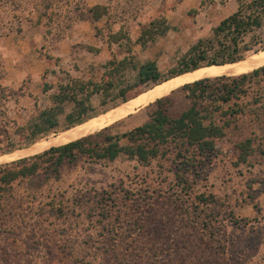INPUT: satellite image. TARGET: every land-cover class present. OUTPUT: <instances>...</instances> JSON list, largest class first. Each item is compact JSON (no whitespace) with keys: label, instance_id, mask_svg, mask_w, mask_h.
I'll return each mask as SVG.
<instances>
[{"label":"rangeland","instance_id":"obj_1","mask_svg":"<svg viewBox=\"0 0 264 264\" xmlns=\"http://www.w3.org/2000/svg\"><path fill=\"white\" fill-rule=\"evenodd\" d=\"M98 5L104 14L93 21L90 9ZM237 8L238 0H0V156L15 153L0 165L108 126L93 140L120 135L139 125L125 118L138 110L149 120L155 100L75 140L45 144L75 127L21 140L61 85L112 83L108 96H92L87 124L123 104L113 96L135 84L133 64L155 61L162 77L180 69L190 47L211 39L212 29ZM156 18L166 20L167 31L137 42L141 27ZM244 42L252 50L243 61L262 50L264 18ZM169 94V115L190 107L179 87ZM253 94L238 103L250 107ZM63 107L61 126L72 104ZM248 137L256 152L232 165L225 155L237 153ZM218 145L220 154L197 167H184L175 152L147 164L125 155L110 162L79 154L57 168L46 157L37 160V176L15 182L2 201L0 264H264V117L239 115Z\"/></svg>","mask_w":264,"mask_h":264},{"label":"trees","instance_id":"obj_2","mask_svg":"<svg viewBox=\"0 0 264 264\" xmlns=\"http://www.w3.org/2000/svg\"><path fill=\"white\" fill-rule=\"evenodd\" d=\"M90 11L93 21H98L104 14L99 5ZM263 18L264 0H238L237 10L212 29L211 39L198 40L190 47L182 57L180 69L172 68L168 75L162 77L155 61L133 64L132 68L136 71L135 84L118 89L113 99L119 98L121 103H125L169 78L203 66L242 61L245 53L252 50V47L244 42V37L261 27ZM167 29L166 20L156 18L141 27L137 42L143 45L152 42ZM118 37L119 34L113 35L112 38ZM261 49H264V45ZM124 63L125 59L117 62L116 68L123 67ZM109 64L112 65L114 62ZM148 84L153 86L142 92L141 86ZM111 87L110 81L103 85L93 81L72 80L71 84L61 85L58 93L52 97L53 105L40 111L35 121H30L26 128L27 133L21 140L33 141L43 138L49 133L69 129L92 118L94 116L92 96L95 94L108 96ZM134 87H139V90L132 92ZM179 89L186 93L191 105L176 117L169 115L168 106L171 104L170 98L167 97L169 94L150 104L153 111L150 112L147 122L120 135H105L103 141H94L93 137L103 135L108 128L106 127L94 135H87L64 145L52 147L41 154L0 165V211L2 201L6 193L11 191L13 184L18 180H31L37 176L36 161L44 157L50 162V166L57 168L64 160L73 162L79 154L110 162L125 155L128 159H136L141 164H147L156 157L175 152L184 167H197L213 154H220L218 144L239 115L248 112L253 114L256 120L264 117V66L235 77L220 76L197 80L186 83ZM249 91L254 92L250 107L249 103L239 104L238 99L247 97ZM65 104H72V109L64 116V124L61 126L58 116L63 114ZM216 112H220V117L223 118L222 121L219 119V123L215 118ZM121 139L127 140L128 144L121 145ZM1 147L2 145L0 150ZM257 148L254 146V138L248 137L237 145V153L230 152L225 157L232 165L238 166L248 162V158ZM262 150L264 149H260ZM233 222L237 224L236 221Z\"/></svg>","mask_w":264,"mask_h":264},{"label":"bare ground","instance_id":"obj_3","mask_svg":"<svg viewBox=\"0 0 264 264\" xmlns=\"http://www.w3.org/2000/svg\"><path fill=\"white\" fill-rule=\"evenodd\" d=\"M261 66H264V49L249 56L245 61L242 60L238 63L237 62L230 63V64L221 65V66L201 67L199 69L184 73L180 76L174 77L154 87L148 92L143 93L142 95L138 96L134 100L121 104L119 107L111 111H108L106 114L100 116L96 120H92L87 124L83 123L84 125L81 124L82 126H78V127L75 126V128L71 129L70 131L63 133L60 136L55 137L54 139H50V141H48L45 144H53L56 142L61 144V142L64 143L65 141H68V140H75L84 135L93 133L101 129L102 127H104L107 123H110L117 119H121L123 116L127 115L128 113H131L136 107H139L141 105L143 106L150 101L164 97L168 95L172 90L186 83H192L197 80L214 77L216 75L223 74V73H227L231 75H239V74L252 71L253 69H257ZM39 149H40L39 147H35L33 150L37 151ZM33 150L31 149L32 152ZM14 154L15 153L5 154V155L0 156V162L5 161L6 158H10L14 156Z\"/></svg>","mask_w":264,"mask_h":264},{"label":"crops","instance_id":"obj_4","mask_svg":"<svg viewBox=\"0 0 264 264\" xmlns=\"http://www.w3.org/2000/svg\"><path fill=\"white\" fill-rule=\"evenodd\" d=\"M143 94V93H142ZM142 94H140V95H142ZM139 95V96H140ZM137 98V97H136ZM136 98H134V99H136ZM134 99H131V100H134ZM131 100H129V101H131ZM129 101H127V102H129ZM127 102H125V103H127ZM139 111V110H138ZM137 111V112H138ZM134 113V114H131V115H128L127 117H125V118H132L131 119V123H133V124H138L139 123V125H141V124H143V123H145V122H147L148 120H146V119H144L143 117H142V115L140 114V113ZM117 122V121H116ZM116 122H114V123H116ZM113 123V124H114ZM112 125V124H111ZM110 125V126H111ZM139 125H136V126H139ZM135 126V127H136ZM109 127V126H108Z\"/></svg>","mask_w":264,"mask_h":264},{"label":"water","instance_id":"obj_5","mask_svg":"<svg viewBox=\"0 0 264 264\" xmlns=\"http://www.w3.org/2000/svg\"><path fill=\"white\" fill-rule=\"evenodd\" d=\"M226 64H230V63H226ZM224 65V64H223ZM211 66V65H210ZM216 66H221V65H216ZM203 67H206V66H203ZM154 103V102H153ZM152 104V103H151ZM117 107H119V106H116V107H114V108H112V109H110V110H108V111H111V110H113V109H115V108H117ZM108 111H106L105 113H107ZM103 114V113H102ZM82 124V123H81ZM81 124H78V125H81ZM78 125H76V126H78ZM75 127V126H74ZM71 128H73V127H71ZM71 128H69V129H71ZM68 129V130H69ZM65 131H67V130H65ZM64 131V132H65ZM85 137V136H84ZM58 147V146H57ZM52 148V147H51ZM50 148H48V149H46V150H49ZM22 150V149H21ZM46 150H43V151H46ZM43 151H41V152H43ZM40 153V152H39ZM39 153H36V154H33V155H30V156H27V157H31V156H35V155H37V154H39ZM23 158H26V157H23ZM20 159H22V158H20ZM17 160H19V159H17ZM14 161H16V160H14ZM12 162V161H11ZM5 164V163H4Z\"/></svg>","mask_w":264,"mask_h":264}]
</instances>
